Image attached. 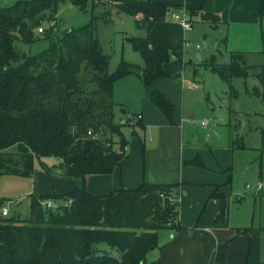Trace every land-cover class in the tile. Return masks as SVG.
Here are the masks:
<instances>
[{
    "label": "trees",
    "instance_id": "obj_1",
    "mask_svg": "<svg viewBox=\"0 0 264 264\" xmlns=\"http://www.w3.org/2000/svg\"><path fill=\"white\" fill-rule=\"evenodd\" d=\"M112 1L119 15L132 17L136 26L146 31L144 38L126 39L144 60L140 71L122 61L114 73H109L110 58L96 34L97 18L56 38L57 30L49 28L42 35L51 44L42 53L27 55L20 50V44L32 45L39 40L38 29L54 20L62 5L70 3L84 10L90 2L97 6L94 0H23L0 7V177L32 178L36 161L51 173L42 159L54 157L59 160L55 166L59 174L81 181L67 194L32 195L28 219L0 214V264H146L147 255L159 247L160 230H187L179 223L183 183L144 182L134 189L94 195L87 191L86 177L110 175L129 157V141L123 132L127 124L115 121V84L135 74L149 86L171 76L164 66L172 56L182 60L185 34L180 25L166 19L167 10L185 9L213 27L222 20L202 8L150 0ZM259 5L263 11L264 0H259ZM246 56L232 52L229 63H219L213 55L200 66L228 86L230 98L239 94L233 79L247 80L252 68L260 69L261 90L246 92L264 103V64L248 66ZM84 71L90 75L87 82L80 79ZM93 85L98 89L89 92ZM152 101L174 124L176 107L160 91L153 92ZM123 112L128 114L125 109ZM137 126L146 131L142 120ZM188 165L204 164L197 157ZM210 199L219 203L215 224L222 225L227 196L216 186ZM46 201L70 204L48 209L42 205ZM10 202L0 197V211ZM101 244L117 249L120 258L100 249ZM227 258L228 243L219 244L215 264H227Z\"/></svg>",
    "mask_w": 264,
    "mask_h": 264
},
{
    "label": "rangeland",
    "instance_id": "obj_2",
    "mask_svg": "<svg viewBox=\"0 0 264 264\" xmlns=\"http://www.w3.org/2000/svg\"><path fill=\"white\" fill-rule=\"evenodd\" d=\"M19 1L23 0H1L0 7H11ZM94 3L97 6H93L90 2L84 10L70 3L62 5L58 16L44 24L42 27L44 32L40 33L41 35L37 32L39 40L32 45L20 44V50L27 55L42 53L51 44L50 39H46L42 35L49 31V28L54 27L57 30H55L56 36H54L56 38L61 36L66 30L84 27L92 22L94 18H97L95 22L96 34L104 53L110 58L109 73H114L122 61L134 65L140 71L144 67V60L138 52L133 50L126 39L128 37H144L145 30L138 28L132 17L119 15L113 7L112 0H94ZM193 18L191 16V19ZM249 31L251 33L254 29L251 28ZM50 35L53 36V34ZM187 35H189L187 40L190 41V45L184 51L182 60L172 56L170 61L164 66V69L171 74L170 77H162L151 85L144 86L140 78L132 74L128 80L129 82H124L116 88L115 121L116 123L123 122L127 124V126L123 127V132L129 141V158L127 160L132 158L131 166H133L134 171L139 169L142 176L146 174L149 178H156L155 176L151 177L152 174L158 175L157 171H153L154 168L151 162H153L152 160H154L155 156L160 157L161 153L166 155L169 149H174L173 138H176V136H170L169 139L160 138L154 144V139L157 140V127L146 128L144 132L137 126V115H134L135 117L127 116L124 114L123 109H127L129 104L138 103L135 107H130L129 110L133 113L142 112L145 108L143 104L144 91H146L145 99L153 107H156L152 101V94L155 91L154 87L160 83L164 85L168 92L182 99L183 86L185 85L186 101L184 109L180 106L178 107L174 102H170L176 107L175 113L179 112L180 114L179 123H177L181 126H186L185 130L193 140V142L191 139L188 140L189 145L195 144V147H198V150H195V155L196 157L199 156V159L204 164L203 166L191 165L196 169L194 174L201 175L205 173L207 175L206 173H214L215 175L213 174L212 177L223 180L222 184H218L223 188V191H221L225 192L227 197L230 198L227 207L228 218L225 224V228L228 227L230 232L225 239V243H228L227 264H249L250 261L255 262L257 259L260 260L259 262H264V199L255 198L258 192L259 178H264V164L261 167V161L255 158L253 154L257 149H261L264 144V139L262 138L264 120L257 115L258 113L264 114V108L257 99L246 95V91L250 89V92H253L256 89H253L255 86L260 85V88L258 86L257 89L261 90V84L258 80L259 73H257L259 69L252 68L250 70L251 78L249 81L248 79H233L232 85L239 94L236 98H230L228 86L217 75L205 70L199 64L203 60L209 59L213 53H208L209 50L203 46L202 40L191 38V33ZM198 43L202 45L201 50L196 49V44ZM230 57L231 53L225 55V57L220 56L218 58L217 56V61L219 63H228ZM191 60L194 63H190ZM248 62V66L253 67V63L257 61L251 58ZM256 65H259V63H256ZM195 73H197L196 76H194ZM89 77L90 75L85 71L80 74V79L83 82H87ZM229 108H232L237 113L234 115ZM156 109L160 111L157 107ZM160 113L162 112L160 111ZM164 117L168 121L167 117ZM173 120L175 121V117H173ZM237 120L242 121V128L238 132L236 130ZM153 122L156 121L154 120ZM203 122L208 126L201 127ZM133 132L137 135H134ZM238 134L240 138H243L246 149L251 148L252 150H233L228 148L237 139L235 136H238ZM138 137L143 140V144ZM114 139L117 138L115 137ZM132 143H135L138 147L137 152L133 154L132 150L135 146H132ZM184 144L187 146V143ZM10 151L15 153L16 149ZM187 151H190V149ZM233 153L235 154L233 155ZM42 161L52 169L51 173H47L40 163L36 161L32 178L0 177V196L12 200L7 205L10 217L19 215L21 219H28L30 217L32 195L67 194L74 190V185L77 182L79 185L81 184L80 180L76 181L73 178L59 174L58 169L55 167L59 163L58 159L47 157L43 158ZM167 161L173 162V158L171 160L167 159ZM233 161L235 170L231 169ZM188 185L185 184V188L180 193L179 216L184 212V220L188 221L191 218V211L195 209L193 212L194 216H197L195 223L197 221L200 222L201 227L213 228L214 225L221 227V225L215 224V220L214 225L211 222L207 224L205 222L208 221L211 205L209 195L204 199L200 207V213L198 215L195 214L196 206L201 201V198L198 197L199 193L192 191L191 186ZM247 185H249L248 189ZM206 187L203 186L202 188ZM240 193L244 195L246 193L244 204H238L236 201V197ZM56 204L67 205L70 204V201H56ZM200 214L202 216L207 215L206 219L201 218ZM195 223L192 227H189V225L184 226L187 227L189 232H192L191 229L194 228ZM222 226L224 225L222 224ZM243 229L250 230L245 232ZM164 232L165 234H163ZM253 233L256 234L253 236ZM166 234L170 235L168 229L159 231L161 242H164L163 236ZM100 249L110 252L116 258H120V252L106 244H101ZM151 258H154V255L147 256L148 263L152 262ZM156 264H161V262ZM180 264H215V249L214 252L205 254L204 259L199 263H191L185 260Z\"/></svg>",
    "mask_w": 264,
    "mask_h": 264
},
{
    "label": "crops",
    "instance_id": "obj_3",
    "mask_svg": "<svg viewBox=\"0 0 264 264\" xmlns=\"http://www.w3.org/2000/svg\"><path fill=\"white\" fill-rule=\"evenodd\" d=\"M153 3H166L172 6H182V7H192L194 9H203V12H210L217 14L222 23L217 27H213L209 24L201 23L198 17H194L192 19L193 30L187 34L191 33V38L196 40H202L203 46L209 50L208 53H213V55H217L218 58L220 56L225 57L232 52H242L247 53V63L249 64V59L256 60V63L259 65L255 66V62L253 63V67H258L263 65L264 63V9L260 10L259 0H150ZM179 10V9H178ZM176 10V11H178ZM253 28L254 31L250 33L249 29ZM185 35L186 42H189L187 38L189 35ZM146 36V31H145ZM144 36V37H145ZM139 37V38H144ZM127 38V37H126ZM125 38V39H126ZM199 46V48H197ZM188 45L185 46V50ZM196 49L201 50V43L196 44ZM184 50V51H185ZM184 56V54H183ZM175 57V56H174ZM208 59V58H207ZM206 59V60H207ZM231 60V57H230ZM205 60H203L204 62ZM201 62V63H203ZM230 62V61H229ZM228 62V63H229ZM190 63H194L193 60ZM199 63V62H198ZM196 63V64H198ZM199 63V64H201ZM258 69V68H257ZM260 73V69L257 71ZM256 73V74H257ZM132 75V74H131ZM118 81L114 86V94L113 99L115 102V93L116 88L123 84L124 82H129L130 76ZM251 78V77H250ZM248 79V81L250 80ZM247 83V82H246ZM260 88V85H258ZM255 86L253 89L258 88ZM185 85L183 86V95L182 99L179 97H175L174 94L168 92L162 83L156 85L154 87L155 91H160L169 101L174 102L178 107H185L186 95L184 93ZM250 91V89H249ZM248 97H253L246 94ZM146 91H144L143 104L145 108L142 112L133 113L129 109L130 107H135L138 103L133 105H127V116L133 117L134 115H141L142 122L145 124L146 128L150 129L151 127H157V140L154 139V144L160 140V138L169 139L170 136H176L173 138V146L174 149H169L165 153H161L160 157L155 156L151 165L154 170L157 171L158 175L152 174L151 177L155 176L156 178H149V176H142V173L134 171L132 165V158L123 160L121 162L120 167L116 168L114 172L110 175H90L86 177V188L87 191L94 195H107L111 192L121 189L128 188L134 189L143 184L144 182H148L151 184H175L183 182L181 187V191L185 188V184L191 186V190L199 193V198H201L199 204L196 206L195 214L198 215L200 213V207L206 197H209L210 202V211L208 214L207 223H212L214 225V220L219 211V203L216 200H211L210 196L214 191L216 186H221L218 183L222 184V179H216L212 175L214 173H205L201 175H195L194 167L188 165L190 161L195 160L197 157L195 155L198 147L194 145H189L188 140H190V135L186 132V126H181L178 124L180 119L179 112H176L174 117V124H170L166 119L163 113H160L153 107V105L145 99ZM259 101V103L263 106L264 104L261 102L259 98L253 97ZM116 103V102H115ZM231 112L235 115L237 112L232 108H229ZM163 114V115H162ZM232 115V116H234ZM259 118H263L264 114L258 113ZM250 116V115H248ZM252 117V116H251ZM156 122H153V121ZM152 121V122H151ZM178 122V123H177ZM154 123V124H153ZM159 123V124H156ZM208 126V125H206ZM203 126L201 123V127ZM242 128V121L237 120L236 130L237 132ZM264 139V134L262 135ZM237 139L233 141L232 145H229L228 148L231 149H241V150H252L251 148H247L244 145L243 138H240L239 134ZM193 142V140L191 139ZM184 143H187L185 146ZM135 148L132 150V154L137 152L138 147L135 143H132V146ZM191 146V147H190ZM190 149V151H187ZM254 150V149H253ZM236 153V152H235ZM233 153V155L235 154ZM254 157L261 161V167L264 164V144L261 149H257L254 153ZM129 158V157H128ZM173 158V162L167 161ZM123 164V165H122ZM188 167H187V166ZM190 166V167H189ZM232 170H235L234 161L232 163ZM214 172V171H213ZM263 174V173H262ZM215 175V174H214ZM78 186V182L74 185V187ZM203 186H207L206 188H202ZM249 185H247V189ZM223 191L221 186L220 188ZM225 193V192H224ZM58 194V193H57ZM226 194V193H225ZM227 196V195H226ZM262 196V197H260ZM1 197V196H0ZM2 198V197H1ZM256 199H264V178H259L258 192L255 196ZM208 200V198H207ZM211 200V201H210ZM246 200V193H240L236 197V201L238 204H244ZM208 202V201H207ZM230 202V198L227 197V207ZM229 209V208H228ZM195 210V209H194ZM194 210L191 211L190 220H184L183 214L179 216V223L181 226L189 225L192 227L194 225L197 216H194ZM229 213V211H228ZM201 215V214H200ZM202 216V215H201ZM206 216H202L201 218L206 219ZM228 218L227 209H226V219ZM227 220L223 223L224 226L217 227L214 225L213 228L209 227H201L200 222H196L192 232L188 230L182 231L181 233H177L175 230H169V234L163 236L164 242L160 241L159 236V247L158 249L150 252L148 255H154V258H151L152 262L148 263L146 259V264H156L161 262V264H180L185 260L191 263H199L204 259L205 254H209L216 251V248L219 244L225 243V239L228 237L230 233L228 231V227L225 228V224ZM186 227V226H184ZM187 228V227H186ZM165 234V232L163 233ZM256 233H253L254 236ZM179 235V236H177ZM170 238V240H168ZM254 239V237H252ZM168 240V242H167ZM231 241V240H229ZM223 242V243H222ZM157 251V253H155ZM147 255V256H148ZM203 257V258H202ZM202 258V260H200ZM258 260V259H257ZM255 262H249V264H256L260 260Z\"/></svg>",
    "mask_w": 264,
    "mask_h": 264
},
{
    "label": "built area",
    "instance_id": "obj_4",
    "mask_svg": "<svg viewBox=\"0 0 264 264\" xmlns=\"http://www.w3.org/2000/svg\"><path fill=\"white\" fill-rule=\"evenodd\" d=\"M0 3H1V0H0ZM165 17L168 21L180 25L185 35L193 30V23H192L191 15L185 9H180L178 11L169 9L167 10ZM43 32H44V29L42 28L38 29V33H43ZM186 45H190V43L186 42L185 46ZM197 48H199V46H197ZM137 120H142V116L138 115ZM202 125L206 126L207 124L203 122ZM88 135L92 136V133L88 132ZM170 200L174 202V198H171ZM42 205L48 209H57L59 206L56 204L55 201H46V202H43ZM0 214L4 217H7L9 215L8 207L7 206L4 207L0 211Z\"/></svg>",
    "mask_w": 264,
    "mask_h": 264
},
{
    "label": "water",
    "instance_id": "obj_5",
    "mask_svg": "<svg viewBox=\"0 0 264 264\" xmlns=\"http://www.w3.org/2000/svg\"><path fill=\"white\" fill-rule=\"evenodd\" d=\"M98 89L97 85H93L92 87L89 88V92H94Z\"/></svg>",
    "mask_w": 264,
    "mask_h": 264
}]
</instances>
